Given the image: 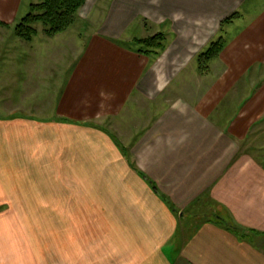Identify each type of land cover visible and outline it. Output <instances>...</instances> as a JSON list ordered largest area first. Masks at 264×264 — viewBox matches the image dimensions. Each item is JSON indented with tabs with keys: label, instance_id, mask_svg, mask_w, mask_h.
I'll return each instance as SVG.
<instances>
[{
	"label": "crops",
	"instance_id": "0c3cea01",
	"mask_svg": "<svg viewBox=\"0 0 264 264\" xmlns=\"http://www.w3.org/2000/svg\"><path fill=\"white\" fill-rule=\"evenodd\" d=\"M0 1L13 15L20 0ZM247 1L109 0L99 31L81 51L71 80L60 86L55 105L59 117L68 119L56 122L76 125L79 135L61 129L54 137L50 196L55 202L48 212L59 213V220L61 213H81L70 215L71 240L78 238L73 222L90 218L85 212L99 228L101 246L79 255L72 249L74 259L264 264V7L246 29L234 33L232 24L226 26L225 45L210 60L213 68L223 65L222 71L203 77L198 62L199 53L221 34L225 17L252 14L253 2ZM142 19L152 32L165 34L158 55L141 52L134 43L148 27ZM132 21L137 31L130 32ZM247 78L252 90L237 94L238 82ZM225 87L234 92L226 94ZM120 114L123 119H116ZM83 117H105L107 123ZM131 121L135 129L125 141L118 131ZM69 142L74 150L82 148L79 157L67 152ZM18 164L26 167L17 178L28 184L27 164ZM73 164L88 166L66 174L65 166ZM13 173L10 179L16 181ZM10 191L8 182L2 193ZM5 210L19 212L13 199L0 202V214ZM40 229L42 237L52 234ZM6 250L0 246L1 253ZM14 259L9 263L23 262Z\"/></svg>",
	"mask_w": 264,
	"mask_h": 264
},
{
	"label": "rangeland",
	"instance_id": "374dc122",
	"mask_svg": "<svg viewBox=\"0 0 264 264\" xmlns=\"http://www.w3.org/2000/svg\"><path fill=\"white\" fill-rule=\"evenodd\" d=\"M35 1L20 0L13 15L4 10L6 7L1 6L0 1V20L7 23L6 26L0 24V163L4 162V166L0 165V193L3 192L8 182L11 189L9 194L4 192L0 195V202L13 199L19 211L11 214L5 210L0 214V237H5L0 240V246L8 249L6 252H0V264H10L8 260L11 259L15 262L14 258L22 259V264H92L89 260L74 259L75 257L71 256L72 249L79 255L96 250L92 249L93 247L101 246L98 245L100 243L99 228L92 227L91 224L93 223L92 213L85 212L91 215L90 218L74 221L77 225L73 222L74 236L78 238L70 242L72 232L70 215L81 213H61L59 220V213L48 212L53 208V201L55 202L50 192L55 188L53 183L55 166L51 147L53 148L54 145V137L61 136V129L66 133L79 135L76 125L72 127L67 123V125H61L60 122H56L63 114L55 110V105L58 94L61 93L60 86L62 83H67V80H71L81 51L85 50L91 36L99 31L100 23L110 4L109 0H86L77 12L78 15L73 25L67 30L55 36H48L42 30L43 24L38 22L35 26L39 29V34L29 41L16 34L15 25L31 10L30 4ZM248 3H252L250 5L252 14L243 15L240 19L227 24L228 28L232 24L230 29H236L234 33H237L238 29L249 27L260 15L259 10L264 7V0H248ZM80 13L86 16L83 17L86 19L80 17ZM141 21L146 27L148 26L147 20L142 19ZM130 25V32L137 31V21H132ZM152 29L151 26H148L146 30L141 29L140 37L134 39L161 32H152ZM142 33L146 35L142 36ZM223 68V65L213 68L209 61L199 70L203 77H209L214 70L222 71ZM185 70H180L182 71L180 74ZM238 71L244 70L239 69ZM247 79L238 82L235 87L237 94L246 95L252 90L251 79ZM233 92L226 88V94ZM63 108H61L62 111ZM120 115L115 118L123 119V114ZM11 117L13 119L8 121ZM85 118L107 123L105 117H83ZM133 120L136 121L137 118ZM133 124L132 121L128 122L122 130L118 131L125 141L130 137V131L135 129ZM67 146H69L67 152L73 158L79 157L83 152L82 148L79 149L77 146L74 150L70 142ZM15 157L20 160H14ZM21 161L27 164L28 176L23 175V177L28 178V184H23V180L17 178V175L22 174L26 167L18 164ZM11 164L13 165L9 167ZM78 165V167H83L87 164ZM74 167L78 168L75 164L65 166L66 174H70V169ZM12 172L16 175V181L10 179ZM68 183H73V181L69 180ZM12 191L14 194L21 193L24 196L22 201H16V197L11 195ZM82 204H85V200ZM40 205L49 209H45L46 212H44L39 207ZM41 227L43 231L52 234L42 237L38 233ZM54 230H57L55 231L57 232L55 245L52 240ZM97 263L104 264L101 261Z\"/></svg>",
	"mask_w": 264,
	"mask_h": 264
},
{
	"label": "trees",
	"instance_id": "16d2710c",
	"mask_svg": "<svg viewBox=\"0 0 264 264\" xmlns=\"http://www.w3.org/2000/svg\"><path fill=\"white\" fill-rule=\"evenodd\" d=\"M85 2L86 0H36L30 4L31 10L15 25V32L23 39L31 41L39 34V29L35 24L41 22L43 24V32L48 36H55L73 25L78 15L77 12H79ZM240 16L241 13L235 11L222 20L221 34L211 40L208 46L198 55L200 69L212 58L220 54L226 42L224 37L225 27L240 18ZM0 24L7 25L1 20ZM164 40L165 34L160 32L152 36L136 39L134 43L138 46L139 51L145 53L154 52V54L158 55L165 49ZM62 119L68 120L67 118ZM62 119L59 118V120ZM131 166L143 174L140 169L135 167L134 163H131ZM164 196L166 197V195Z\"/></svg>",
	"mask_w": 264,
	"mask_h": 264
}]
</instances>
